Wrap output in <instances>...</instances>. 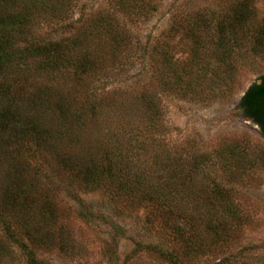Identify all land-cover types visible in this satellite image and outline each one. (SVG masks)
I'll list each match as a JSON object with an SVG mask.
<instances>
[{"label": "trees", "instance_id": "trees-1", "mask_svg": "<svg viewBox=\"0 0 264 264\" xmlns=\"http://www.w3.org/2000/svg\"><path fill=\"white\" fill-rule=\"evenodd\" d=\"M80 1L0 0V264H15L12 244L26 264H51L43 255L57 247L77 252L61 221L64 177L82 190L67 193L86 223L100 229L105 215L83 195L146 207L171 240L145 248L168 264L199 263L207 242L229 235L236 216L227 197L200 182L209 175L203 155L186 156L184 139H168L164 103L225 96L223 84L234 82L238 65L264 57L258 0H220L210 21L195 15L186 23L177 12L147 45L132 26L157 12V0H110V9L76 20ZM184 36L192 39L187 66ZM140 53L148 65L135 86L103 83L126 74ZM260 81L239 107L264 137V76ZM109 224L117 247L124 229Z\"/></svg>", "mask_w": 264, "mask_h": 264}, {"label": "rangeland", "instance_id": "rangeland-1", "mask_svg": "<svg viewBox=\"0 0 264 264\" xmlns=\"http://www.w3.org/2000/svg\"><path fill=\"white\" fill-rule=\"evenodd\" d=\"M155 3L157 12L132 26L135 38L143 45L164 35L177 12L184 11L186 23L194 20L195 15H200L203 20H215L220 12V0H157ZM100 9H110V0H81L75 19ZM257 13V21L263 22L264 0H258ZM191 49L192 39L184 36V66L191 60ZM147 65L148 59L141 53L137 54L126 74L103 80V83L108 86H135L138 80L135 76L146 73ZM262 76L264 57L254 63L248 60L238 65L234 82L229 80L223 84L225 96H184V101L171 97L165 99V122L170 131L168 139L171 142L184 139L186 156L195 152L203 155L200 159L209 175H202L200 182L212 184L219 197H227L236 216L230 225V234H223L224 237L216 242L209 240L207 243L212 246L205 249V255L196 264H264V137L260 128L245 118L239 107L244 93ZM90 143L91 146L94 144ZM46 172L54 175L50 168ZM63 183L58 196L61 210L65 209L61 221L68 225L67 230L75 239L73 245L77 254L64 255L57 247L44 253V259L51 264H168L159 259V254L150 253L145 248L148 243L162 241L168 245L171 240L170 232L162 228L157 218H152L153 211L146 207L125 208L122 203L112 201L102 193L89 197L83 195L86 203L94 206V211L105 215L103 218L100 216L105 219V225L101 221L102 226L98 229L80 219L76 211L78 206L67 193L78 192L81 195L82 190L71 185L73 182L69 177H64ZM204 198L207 197L204 195ZM202 213L205 215L207 209H202ZM113 221L124 229L120 233L126 235L117 247L106 233L112 227L108 223L113 224ZM2 230L1 226L0 233ZM15 245H11L14 263L26 264ZM113 250H117L114 257Z\"/></svg>", "mask_w": 264, "mask_h": 264}, {"label": "water", "instance_id": "water-1", "mask_svg": "<svg viewBox=\"0 0 264 264\" xmlns=\"http://www.w3.org/2000/svg\"><path fill=\"white\" fill-rule=\"evenodd\" d=\"M258 83H261V81H259ZM245 93H246V92H245ZM245 93H244V94H245Z\"/></svg>", "mask_w": 264, "mask_h": 264}]
</instances>
